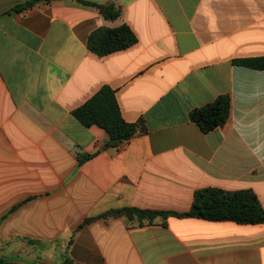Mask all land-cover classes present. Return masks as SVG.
I'll list each match as a JSON object with an SVG mask.
<instances>
[{
  "label": "crops",
  "instance_id": "0c3cea01",
  "mask_svg": "<svg viewBox=\"0 0 264 264\" xmlns=\"http://www.w3.org/2000/svg\"><path fill=\"white\" fill-rule=\"evenodd\" d=\"M30 1L0 0V258L264 264V224L174 215L190 212L207 188L250 190L264 209V70L239 64L264 57V0H52L27 15L17 9ZM80 1L113 4L122 16L108 21ZM123 24L135 45L103 57L89 51L94 31ZM103 86L116 91L124 120H144L147 133L111 148L103 129L72 115ZM220 96L231 99L229 121L205 134L190 114ZM124 208L172 214L79 228Z\"/></svg>",
  "mask_w": 264,
  "mask_h": 264
},
{
  "label": "trees",
  "instance_id": "16d2710c",
  "mask_svg": "<svg viewBox=\"0 0 264 264\" xmlns=\"http://www.w3.org/2000/svg\"><path fill=\"white\" fill-rule=\"evenodd\" d=\"M50 3L52 0H34L17 7L18 10L32 8L39 2ZM86 7L93 8L108 21H116L122 16V10L113 4L101 5L91 2H82ZM138 42V38L131 28L123 24L117 28H101L94 31L88 38V49L103 57L109 54L129 49ZM240 65L264 70V57L239 62ZM231 114V99L229 96H220L213 103L195 109L190 114V120L200 130L208 134L224 127ZM72 115L86 128L98 126L109 136L108 147L119 148L138 134L148 132L144 120L138 123H127L121 113L116 91L109 86H103L85 104L72 112ZM89 157L84 158L87 160ZM81 160L80 163H83ZM32 199L27 200L26 202ZM25 202V203H26ZM22 204L14 207L16 211ZM168 212L124 208L109 211L99 217L87 219L86 224L98 219L124 217L128 222L153 224L158 217L171 215ZM178 217H194L208 221H233L243 225L264 224V209L257 196L250 190L224 191L216 188L202 189L196 192L191 211L184 214H174ZM8 261L0 258V264Z\"/></svg>",
  "mask_w": 264,
  "mask_h": 264
},
{
  "label": "rangeland",
  "instance_id": "374dc122",
  "mask_svg": "<svg viewBox=\"0 0 264 264\" xmlns=\"http://www.w3.org/2000/svg\"><path fill=\"white\" fill-rule=\"evenodd\" d=\"M3 211H2V209H0V213H2ZM14 237H15V235H14ZM12 243H15L14 242V238H13V242ZM7 245V247H10L11 246V243H10V241H8V242H2L1 243V247H3V248H5V246ZM9 249V248H8ZM12 249V248H11ZM10 254V253H9Z\"/></svg>",
  "mask_w": 264,
  "mask_h": 264
},
{
  "label": "built area",
  "instance_id": "2783aa9c",
  "mask_svg": "<svg viewBox=\"0 0 264 264\" xmlns=\"http://www.w3.org/2000/svg\"><path fill=\"white\" fill-rule=\"evenodd\" d=\"M30 11H31V8H27V9H25V11H24V15H27V14H29V13H30Z\"/></svg>",
  "mask_w": 264,
  "mask_h": 264
}]
</instances>
